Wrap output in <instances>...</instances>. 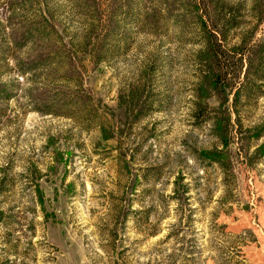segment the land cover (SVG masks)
I'll return each mask as SVG.
<instances>
[{
	"label": "rangeland",
	"instance_id": "obj_1",
	"mask_svg": "<svg viewBox=\"0 0 264 264\" xmlns=\"http://www.w3.org/2000/svg\"><path fill=\"white\" fill-rule=\"evenodd\" d=\"M0 264H264V0H0Z\"/></svg>",
	"mask_w": 264,
	"mask_h": 264
},
{
	"label": "trees",
	"instance_id": "obj_2",
	"mask_svg": "<svg viewBox=\"0 0 264 264\" xmlns=\"http://www.w3.org/2000/svg\"><path fill=\"white\" fill-rule=\"evenodd\" d=\"M209 55H212V57L211 56L209 57L212 60L218 56V54H217V52H215V50L211 51ZM218 78H219L218 76L215 77L214 75L209 77V81H210V83H212L211 86H214V88L218 87V82H219ZM221 124H223V122L219 121L218 125H221ZM105 136L110 137V135H106V134H105ZM223 145L225 148L228 146V141L226 139V136H223ZM209 157L211 160H214L215 162L220 163L221 166L224 168H226L225 166H228V164L230 162L228 151H226L224 149L222 151H220L219 153L216 152L215 154H212L211 156L209 155Z\"/></svg>",
	"mask_w": 264,
	"mask_h": 264
}]
</instances>
